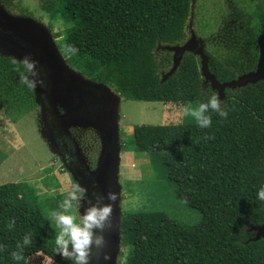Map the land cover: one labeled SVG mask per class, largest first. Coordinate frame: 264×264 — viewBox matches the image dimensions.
Masks as SVG:
<instances>
[{"label": "trees", "instance_id": "trees-1", "mask_svg": "<svg viewBox=\"0 0 264 264\" xmlns=\"http://www.w3.org/2000/svg\"><path fill=\"white\" fill-rule=\"evenodd\" d=\"M42 10L52 22L70 23L63 46L76 49L73 67L126 101L186 105L214 91L205 83L202 60L191 52L175 73L165 78L161 72L172 66L173 56L158 55V48L186 40L191 0H44ZM251 16V30L236 33L245 35L239 41L204 30L208 23H201L202 34L213 36L204 50L209 71L221 83L256 68L264 9ZM6 62L9 74H26L23 65ZM221 101L228 116L213 113L209 129L185 116L178 124L134 126V151L148 153L156 178L205 207L195 226L163 211L123 212L125 264H264V238L253 239L247 229L264 224V202L255 197L264 183V80L226 89ZM205 134L212 138L203 139ZM11 219L15 225L8 229ZM26 232L32 238L24 250L28 264L40 253L70 264L55 250L54 231L33 190L21 183L0 184V244L5 245L0 264H15L9 253Z\"/></svg>", "mask_w": 264, "mask_h": 264}, {"label": "rangeland", "instance_id": "rangeland-1", "mask_svg": "<svg viewBox=\"0 0 264 264\" xmlns=\"http://www.w3.org/2000/svg\"><path fill=\"white\" fill-rule=\"evenodd\" d=\"M43 1L0 0V8L11 18L29 19L39 25L57 48L63 64L69 70L83 75L72 65L77 60V55L67 51L63 46L70 23L52 22L42 10ZM259 9H264V0H241L240 2L237 0H191L186 40L178 45H160L158 48V55L169 52L173 56L172 66L162 69V74L166 78L173 71L176 54L174 48H181L192 39H196L199 47L205 50L208 41H211L213 36L206 38L202 34L201 23H208V27L204 30L211 29L212 33L220 36L227 34L230 41H239V37L245 35L236 33L251 30L248 27L252 24L251 14ZM248 42L246 40V43ZM257 44L260 59L259 38ZM191 53L196 55L194 51ZM196 56L202 60L199 55ZM259 59L256 71L259 68ZM8 60L24 66L25 57L6 50L0 43V63H2L0 67V184L21 183L28 186L38 197L49 219V212L57 208L58 202L71 189V186L73 184L81 186L75 171L66 165L59 149L56 151L49 138L55 137L58 146H63L59 143L63 138L66 139L68 145L72 143L74 152L77 153L74 157H77L84 169L88 168L92 172L103 169L100 179L102 186L100 191L102 190L103 196L109 192L118 195L113 205L110 221L103 231L105 243L97 264H125L129 247L124 246L121 241L120 222L123 212L163 211L187 225L198 224L205 207L204 203L189 195L180 196L175 192L173 184L157 179L148 153L136 152L133 146L134 126L181 123L184 117L183 104L126 101L119 95L121 98L118 109V171L113 181L111 172H106L109 163L106 162L100 166L104 151L102 134L86 124L71 126L67 134L61 133L60 129L56 130L54 135L50 133V128H47L45 116H43L42 105L39 102L33 73L25 68L24 76L16 73L9 74L11 70L6 62ZM83 78L88 81L86 76ZM53 79L56 82H62V79H58L57 76ZM30 83L32 86H29ZM82 86V83L76 84L73 93L67 95L70 106L80 105L71 97L77 99ZM59 90L61 92V89ZM55 91V107L54 110L51 109L50 120L56 121L59 126L61 120L68 114L69 107L67 108L66 98L57 99L59 92ZM111 92L116 93L112 88ZM87 98L88 102H91L95 97L93 93H90ZM112 118L111 115L108 120ZM83 207H85V202H82L78 210L82 212ZM51 227L55 232L54 224L51 223ZM247 227L253 239L264 235L263 231L254 230L251 225ZM29 264L58 263L40 253L33 255Z\"/></svg>", "mask_w": 264, "mask_h": 264}, {"label": "water", "instance_id": "water-1", "mask_svg": "<svg viewBox=\"0 0 264 264\" xmlns=\"http://www.w3.org/2000/svg\"><path fill=\"white\" fill-rule=\"evenodd\" d=\"M0 43L6 50L19 54L34 62L33 72L35 74L33 77L36 80L35 85L39 96V102L42 105L43 116H45L44 118L47 128H50V133L55 134V131L60 129L61 133L65 132L67 134L68 129L71 126L86 124L90 127H94L102 134L104 151L100 166L106 164V162L109 163L106 172H111L114 181L115 173L118 171V109L120 106L121 95L119 93L111 92L109 86L98 83L89 78L88 81L84 80L83 75L69 70L60 59L59 52L49 36L39 25L29 19L11 18L7 16L1 8ZM259 45L261 55L258 70L243 74L236 80L221 83L217 80L215 75L209 71V59L204 54V49L199 47L196 39H192L183 47L174 48V50H176L174 56L175 66L171 75L178 69L183 55L186 52L194 51L196 55H199L202 59V75L205 78V83H210L211 88L214 91H217L219 99L223 100L225 98L226 89L241 88L248 84H254L264 80V30L259 36ZM54 76H57L58 79H62V82L54 81ZM79 83H82L83 85L78 92L79 97L77 99L71 97V99L78 101L80 105L70 106L67 100V95L73 93V90L76 89V84ZM59 89H61V92ZM55 90L59 92V94L57 93L59 96L57 99L66 98L68 103L67 108L69 107L68 114L63 120H61L59 126L56 121L53 122L50 120L51 109L54 110L55 107ZM90 93H93L95 98L94 101L88 102L89 99L87 96ZM111 115L113 118L108 120V117L111 118ZM49 139L53 143L56 151H58L59 146L56 138L53 137ZM102 171V168L98 169L96 172L89 171V169L86 168L83 170V175L81 177L77 176L81 187L86 190V195L89 199H92L94 194L103 195L101 193L102 190L100 191V188H102L100 184ZM86 206L87 203L85 202V207ZM253 227L254 230L259 229L264 232V224ZM262 238H264V235H259L255 240H260ZM102 251L103 248L93 250L89 264H97Z\"/></svg>", "mask_w": 264, "mask_h": 264}, {"label": "clouds", "instance_id": "clouds-1", "mask_svg": "<svg viewBox=\"0 0 264 264\" xmlns=\"http://www.w3.org/2000/svg\"><path fill=\"white\" fill-rule=\"evenodd\" d=\"M67 51L75 53L76 49L71 45ZM25 68L33 72L34 62L25 58ZM29 86H32L30 83ZM185 117H190L200 129H209L212 126V114L214 113L221 119L227 118L228 110L224 106V101L219 99L217 92L212 91L203 101L195 103L188 102L182 108ZM212 137L205 134L203 139L208 140ZM256 200L264 202V183H261L255 193ZM118 195L114 192L107 193L106 196L94 194L92 199L86 195V190L79 184H73L66 195L58 202L57 208L49 212V221L54 224V244L55 250L62 257L67 259L70 264H89L93 250H99L104 246L105 240L103 231L109 223ZM108 202L105 203L104 201ZM94 201V202H93ZM82 202L87 206L83 211H79ZM15 220L7 221L6 227L13 228ZM32 243L31 233L26 232L22 239L15 244V250L9 255L15 264H28L24 256L25 248ZM5 245L0 244V251Z\"/></svg>", "mask_w": 264, "mask_h": 264}, {"label": "flooded vegetation", "instance_id": "flooded-vegetation-1", "mask_svg": "<svg viewBox=\"0 0 264 264\" xmlns=\"http://www.w3.org/2000/svg\"><path fill=\"white\" fill-rule=\"evenodd\" d=\"M59 143L63 144V146H59V153L62 157V159L66 162V165L73 169L75 171L76 175L78 177H81L83 174L82 170H85L83 168L82 163L77 159V157H74L77 155V153L74 152V147L72 143L68 145V142L65 138L61 139ZM78 166V167H77ZM82 169V170H81ZM82 171V172H81Z\"/></svg>", "mask_w": 264, "mask_h": 264}]
</instances>
